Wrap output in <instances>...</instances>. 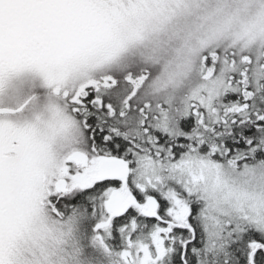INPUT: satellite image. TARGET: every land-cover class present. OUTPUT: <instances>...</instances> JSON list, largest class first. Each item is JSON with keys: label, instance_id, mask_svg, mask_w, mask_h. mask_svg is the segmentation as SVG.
Returning <instances> with one entry per match:
<instances>
[{"label": "snow or ice", "instance_id": "6c2138e0", "mask_svg": "<svg viewBox=\"0 0 264 264\" xmlns=\"http://www.w3.org/2000/svg\"><path fill=\"white\" fill-rule=\"evenodd\" d=\"M0 264H264V0H0Z\"/></svg>", "mask_w": 264, "mask_h": 264}]
</instances>
